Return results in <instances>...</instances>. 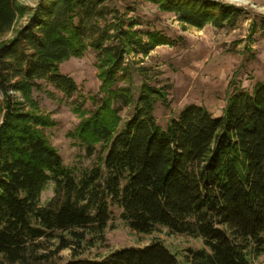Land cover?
I'll return each instance as SVG.
<instances>
[{
    "label": "trees",
    "instance_id": "1",
    "mask_svg": "<svg viewBox=\"0 0 264 264\" xmlns=\"http://www.w3.org/2000/svg\"><path fill=\"white\" fill-rule=\"evenodd\" d=\"M109 1L0 0V255L27 262L45 239L72 249L66 264H181L159 240L80 258L106 241L117 208L139 233L162 226L201 238L203 248L187 250L191 264H252L264 253V80L251 90L234 85L220 116L190 104L161 126L156 104L167 103V91L148 80L144 62L174 40L141 27L134 7ZM145 1L200 29L234 26L244 12L220 0ZM89 48L101 84L73 106L80 122L70 137L94 163L78 172L46 135L56 121L36 94L54 98L49 85L75 94L61 64ZM49 181L54 195L42 204Z\"/></svg>",
    "mask_w": 264,
    "mask_h": 264
},
{
    "label": "rangeland",
    "instance_id": "2",
    "mask_svg": "<svg viewBox=\"0 0 264 264\" xmlns=\"http://www.w3.org/2000/svg\"><path fill=\"white\" fill-rule=\"evenodd\" d=\"M25 3L33 7L36 0H25ZM109 4L123 11L134 7L136 10L130 15L135 13L139 17L143 22L141 27L159 29L174 40L173 45L156 47L144 62L148 80L167 91V103L158 101L155 110L156 119L163 127L190 104L202 105L220 116L234 85L251 90L256 82L264 80V11L257 10L264 9V0L234 1L232 4L244 9L234 26L218 28L208 24L201 29L183 24L174 13L162 11L145 0H110ZM96 61V51L89 48L82 57H71L61 64V71L77 83L78 91L72 96H66L52 85L48 88L55 92L54 98L36 94L44 112L56 121L55 126L45 130L46 135L59 150L64 163L78 172L90 167L94 156L90 157L86 149L70 137V132L80 122L73 106L81 102V95L98 93L101 82ZM144 79L145 76L137 74L136 84L139 86ZM84 107L92 109L94 105L88 101ZM123 114L127 118V110ZM53 195L54 182L49 181L41 194V203L46 204ZM156 240L175 252L181 264H191L188 249L204 247L201 238L174 233L162 226L152 233H139L120 218V210L115 208L106 241L83 250L79 257L101 260L116 250L145 248ZM27 254L28 261L24 263H9L0 255V264H66L73 258L71 248L58 250L55 241L45 239L32 245ZM251 263L264 264V253L251 255Z\"/></svg>",
    "mask_w": 264,
    "mask_h": 264
},
{
    "label": "clouds",
    "instance_id": "3",
    "mask_svg": "<svg viewBox=\"0 0 264 264\" xmlns=\"http://www.w3.org/2000/svg\"><path fill=\"white\" fill-rule=\"evenodd\" d=\"M225 2L232 3V2H233V0H225ZM253 7L255 8L256 6H255V5H253ZM257 10H259V11H264V9H257Z\"/></svg>",
    "mask_w": 264,
    "mask_h": 264
},
{
    "label": "bare ground",
    "instance_id": "4",
    "mask_svg": "<svg viewBox=\"0 0 264 264\" xmlns=\"http://www.w3.org/2000/svg\"><path fill=\"white\" fill-rule=\"evenodd\" d=\"M235 2H238V3H247L248 0H234Z\"/></svg>",
    "mask_w": 264,
    "mask_h": 264
},
{
    "label": "built area",
    "instance_id": "5",
    "mask_svg": "<svg viewBox=\"0 0 264 264\" xmlns=\"http://www.w3.org/2000/svg\"><path fill=\"white\" fill-rule=\"evenodd\" d=\"M37 2H38V0H36V3L34 4V6H36Z\"/></svg>",
    "mask_w": 264,
    "mask_h": 264
},
{
    "label": "water",
    "instance_id": "6",
    "mask_svg": "<svg viewBox=\"0 0 264 264\" xmlns=\"http://www.w3.org/2000/svg\"><path fill=\"white\" fill-rule=\"evenodd\" d=\"M233 2H234V0H233Z\"/></svg>",
    "mask_w": 264,
    "mask_h": 264
}]
</instances>
